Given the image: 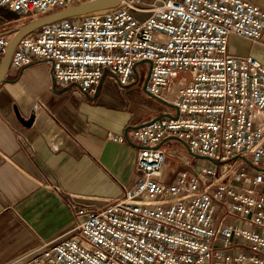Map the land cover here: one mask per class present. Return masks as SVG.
Masks as SVG:
<instances>
[{
  "label": "built area",
  "instance_id": "obj_1",
  "mask_svg": "<svg viewBox=\"0 0 264 264\" xmlns=\"http://www.w3.org/2000/svg\"><path fill=\"white\" fill-rule=\"evenodd\" d=\"M84 1L0 0V9L35 19ZM263 31L264 9L250 0H122L20 38L10 67L49 62L54 84L84 93L104 71L128 85L147 61L146 91L166 100L174 87L177 108L126 136L107 133L140 145L136 182L102 206L70 198L71 230L22 264H264V174L243 167L264 158V65L228 52L231 35L256 41ZM9 39L0 34V60ZM165 141L213 167L185 160L189 172L163 184Z\"/></svg>",
  "mask_w": 264,
  "mask_h": 264
},
{
  "label": "crops",
  "instance_id": "obj_2",
  "mask_svg": "<svg viewBox=\"0 0 264 264\" xmlns=\"http://www.w3.org/2000/svg\"><path fill=\"white\" fill-rule=\"evenodd\" d=\"M250 1L264 9V0ZM6 32L0 26V34ZM228 52L251 55L264 65V31L256 41L231 35ZM50 70L41 60L9 67L0 84V264H22L43 244L66 236L75 222L70 198L102 206L136 182L140 145L110 141L108 132L124 134L176 113L142 90L138 78L144 71L145 80L147 65L136 66L126 86L104 71L92 93L54 84ZM173 92L170 86L164 94L169 103ZM30 119V126L22 124ZM161 147L171 152L162 168L163 184L189 172L180 164L191 162L185 147L171 141ZM243 167L264 174V158L261 166Z\"/></svg>",
  "mask_w": 264,
  "mask_h": 264
},
{
  "label": "water",
  "instance_id": "obj_3",
  "mask_svg": "<svg viewBox=\"0 0 264 264\" xmlns=\"http://www.w3.org/2000/svg\"><path fill=\"white\" fill-rule=\"evenodd\" d=\"M121 1L122 0H86V1L81 2L79 4L57 10L53 13H50V14H47V15H44L41 17H37V18H35V19L25 23V24L20 25L19 27H17L13 31H9V32L4 33V35H11V36H10L6 51L0 60V84L5 83L7 81L5 79V76L7 74L9 67H10V58H11L12 52H13L16 44L20 40V38H22L23 36L33 32L34 30L38 29L39 27H41L43 25L50 24L52 22L62 20V19H66V18H70V17L82 16V15L92 13V12L111 9V8L118 6ZM141 64L147 65V68H148L149 62L142 61V62L138 63L133 68V71H135L136 66L141 65ZM50 72H51V70H50ZM147 78H148V70H147V76H146V78L143 82V85H142V90L147 95H149L151 98H154L155 100H157L161 104L168 106V107H171V108L176 110L175 115L162 114V115H160L154 119H158L160 117H175L177 115V108L174 104L169 103L162 98L152 96L146 91L145 85H146ZM31 123H32L31 119L28 120L27 122H22V124L25 126H30ZM140 125H142V124H140ZM140 125H138V126H140ZM138 126L132 127V129H134ZM126 133H127V130L124 133L125 136H126ZM195 157L207 159L203 156H198V155Z\"/></svg>",
  "mask_w": 264,
  "mask_h": 264
},
{
  "label": "rangeland",
  "instance_id": "obj_4",
  "mask_svg": "<svg viewBox=\"0 0 264 264\" xmlns=\"http://www.w3.org/2000/svg\"><path fill=\"white\" fill-rule=\"evenodd\" d=\"M143 1H150V0H143ZM8 12V11H7ZM7 13L6 10L2 9L0 10V21L2 22V24H0V26L5 27L6 31H12L14 29H16L17 27H19L22 24H25L31 20H33L32 17H19L17 19L14 20H8L6 17ZM6 18V19H3ZM144 17V16H143ZM9 37L11 35H8ZM138 81L142 82L144 81V71L140 74ZM192 160V164L194 166H207V167H213L214 164H212V162L208 161L207 159H203V158H198V157H193Z\"/></svg>",
  "mask_w": 264,
  "mask_h": 264
},
{
  "label": "trees",
  "instance_id": "obj_5",
  "mask_svg": "<svg viewBox=\"0 0 264 264\" xmlns=\"http://www.w3.org/2000/svg\"><path fill=\"white\" fill-rule=\"evenodd\" d=\"M6 13H7L6 17H7L8 20H14V19L18 18V16L16 14H13V13L7 12V11H6Z\"/></svg>",
  "mask_w": 264,
  "mask_h": 264
}]
</instances>
